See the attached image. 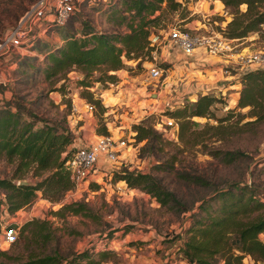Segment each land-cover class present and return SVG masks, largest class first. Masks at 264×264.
Returning <instances> with one entry per match:
<instances>
[{
    "label": "rangeland",
    "instance_id": "obj_1",
    "mask_svg": "<svg viewBox=\"0 0 264 264\" xmlns=\"http://www.w3.org/2000/svg\"><path fill=\"white\" fill-rule=\"evenodd\" d=\"M32 1L0 0V37L17 20H13L12 16L15 13L18 16L22 14ZM111 1L113 0H78L77 16L81 14L97 30L124 33L127 29L123 23L114 26L102 12ZM179 1L182 8L162 14V20L154 27L152 37H157L155 43L170 45L162 41L168 27L175 25L186 29L182 25L189 19L188 5L196 1L195 15L199 20H204L206 25L203 28L186 29L191 33L217 32V25L223 27L231 18L226 9H223L225 15L220 12L216 15L215 22L208 23L212 17L208 12L213 0ZM239 9L243 10L244 5H240ZM73 17L74 15L68 21L71 22ZM71 27L76 29L80 26L75 22ZM64 29L70 30L69 25ZM42 40L44 43L35 44L33 49L24 50L25 47L21 46L16 51V57L13 54L8 57L0 56V105L10 100L12 94L18 99L22 98L37 117L48 119L69 130L72 141L68 149L93 141L100 134L102 125L106 126V134L114 138L121 137L126 145L118 152L117 161L111 163L99 160L93 180L88 183L76 188L72 186L56 201L42 197L39 191L29 204L11 213L7 220L14 223L17 239L13 244H6L0 238V251L6 253L0 259L6 264L25 261L28 256H53L54 264L85 263L87 259L81 256L82 253L87 254L88 261L96 264H166L163 260L173 252L172 247L181 244L183 229L189 225L190 216L196 214L201 199L206 200L221 189H237L247 185V194L251 199L264 205V120L244 125L240 130L233 127L213 134L214 130L203 128L202 125L205 122L216 125L215 121L193 117V128L199 132L197 142L190 141L191 145L188 146L178 140L168 139L167 129L162 125V111L167 107L162 106V100L154 99V92H157L155 89L165 73L164 68L160 66L163 70L160 78L151 79L147 72L149 61L146 62V56L130 60L123 58L124 68L114 72V82H91L93 98L101 100V93L105 92L102 96L104 102L94 105L91 112H87L88 115L81 116V111L85 109L84 96L87 95L77 84L82 75L77 69H72L62 78L43 79L39 70L45 63L44 54L49 50L47 44L50 45L52 41L59 43L60 36L52 30ZM232 40L238 48L241 47L238 45L239 41H242V45L248 46V51L264 47L261 28L244 38ZM154 47L158 57L157 44ZM156 63H161L158 58ZM214 64L211 63L207 68ZM221 66L222 62H219L220 71ZM229 68L230 66V72ZM250 70L254 69L248 71ZM97 75L99 73L95 72L93 77ZM60 84L64 88L56 90ZM240 86L241 84L238 90ZM202 94L220 98L221 103H216L212 109L215 117L225 116L227 110L236 104L237 95L232 99L226 94ZM184 101L187 100L184 99L181 103ZM74 105H77V110ZM247 110L248 107H243L235 112L245 113ZM234 119V114L229 116L230 121ZM248 120L243 118L240 123ZM138 123L150 127L153 134L142 141H136L132 126ZM221 151L236 152L240 156L226 161L222 158ZM13 168L14 164L0 159V179L9 178ZM122 169L151 174L165 189L172 191L183 206L191 209L185 212L167 210L160 207L149 194L137 188L130 189L122 181H114V174ZM38 180L39 178L27 173L18 181H28L30 185ZM2 193L3 190L0 189V201ZM71 202L82 203L84 209L76 214L64 212L62 215H54L53 211L60 205ZM2 207L5 208L4 203ZM263 209L264 206L260 212ZM28 221L41 222L44 229L49 231V236H43L45 232H42L35 239L30 237L24 229ZM258 237L263 239L264 232ZM100 240L105 243L104 249L100 247ZM100 252L105 253L101 259L98 256ZM240 264L264 263L253 262L244 257Z\"/></svg>",
    "mask_w": 264,
    "mask_h": 264
},
{
    "label": "trees",
    "instance_id": "obj_2",
    "mask_svg": "<svg viewBox=\"0 0 264 264\" xmlns=\"http://www.w3.org/2000/svg\"><path fill=\"white\" fill-rule=\"evenodd\" d=\"M216 1L231 15L225 26L216 27V31L223 37L239 40L249 33L258 32L260 28L263 32L264 0ZM240 5H244L243 10L239 9ZM77 7L78 3L67 19L68 21L74 15L71 22L66 21L62 26H51L50 31H55L60 36V41L47 44L49 50L44 54L45 63L39 74L47 80L62 78L68 71L77 69L82 75L77 84L87 93L84 98L93 108L94 105H99L101 100L93 98L90 83L114 82V72L124 68L123 58L130 60L146 56V62L150 61V52L154 48L151 43L154 27L162 20V14L182 8L179 0H113L102 12L114 26L123 23L127 30L122 33L97 30L81 14L77 16ZM19 16L15 13L12 19L16 20ZM216 19V16L211 17L208 23H213ZM75 22H78L80 27L73 29L71 24ZM67 23L70 30L64 29L68 27ZM42 41L38 38L30 39L23 45L24 50L33 49L35 44L44 43ZM14 56L16 57L17 53H14ZM158 65L162 68L165 66L163 63ZM95 72L99 75L93 77ZM239 83L241 86L237 91L236 104L228 109L223 117H215L212 111L216 103H221L220 98L208 94H198L192 102L187 100L163 111L162 114L172 118L176 124L175 139L172 140H178L188 146L191 145L190 141H198L199 132L193 128V117L215 121L216 125L207 122L202 125L203 128L214 130L213 134L233 127L240 130L244 125L263 121L264 68L242 72ZM63 88L64 85L60 84L56 90ZM14 96L15 94H12L10 100L0 105V159L14 164L10 177L0 179V189L3 190L0 202L5 204L10 214L29 204L39 191L42 197L56 201L73 186L64 165L68 153L72 150L67 148L72 141L69 130L48 119L37 117L22 98ZM243 107H248L245 113L235 112ZM232 114L235 119L230 121L229 116ZM243 118L249 120L240 123ZM223 121L227 122L223 124ZM105 127L102 125L99 135L107 133ZM132 129L136 141H142L153 134L150 127L140 123L133 125ZM239 156L236 152H222V158L226 161ZM27 173L39 180L30 185L17 184ZM113 179L124 182L130 189L137 188L149 194L160 207L167 210L185 212L191 209L183 206L172 191L165 189L147 172L122 169L114 174ZM246 187L248 188L244 185L237 189H221L215 191L208 199L200 200L196 214L190 216L189 225L183 229L184 238L180 239L181 244L174 248L187 264H240L244 257L253 262L264 263V238L258 237L264 232V209L260 212L264 205L253 201L247 194ZM83 209L82 203L71 202L60 205L53 213L76 214ZM44 228L41 222L36 221H28L24 225V229L33 239L43 234L42 232H45L43 236H49V231ZM5 255V252L0 251V256ZM104 255V252L98 253L99 259ZM81 256L87 261L78 264H96L94 261H88L86 253ZM54 263L53 256H28L25 261L10 264ZM0 264L6 263L0 259Z\"/></svg>",
    "mask_w": 264,
    "mask_h": 264
},
{
    "label": "built area",
    "instance_id": "obj_3",
    "mask_svg": "<svg viewBox=\"0 0 264 264\" xmlns=\"http://www.w3.org/2000/svg\"><path fill=\"white\" fill-rule=\"evenodd\" d=\"M77 3L78 0H34L24 9L15 23L1 35L0 56L8 57L16 53L30 39H45L50 33L52 25L62 26L66 23L76 9ZM262 36L264 37V29ZM156 39L155 36L151 39L154 46ZM162 41L178 49L187 58L193 57L194 53L199 50L206 55L220 57L223 75L229 74L228 66L231 64L243 71L264 68V47L254 51H242L241 48L235 47L237 46L234 44L235 41L223 37L217 32L209 31L207 34H197L173 25L167 28ZM150 57L148 76L151 79H158L163 70L156 63L155 47L151 50ZM83 105L87 112H91L93 109L92 105L86 102ZM165 106L166 110L175 107L171 103L165 104ZM162 118V125L167 129L166 137L170 140L175 139L176 124L174 120L165 115ZM125 142L121 137L114 138L110 134L96 135L94 140L87 145L70 150L64 165L72 185L76 188L93 180L99 160L111 163L117 161L118 152L126 145ZM2 206L3 203H0V238L3 243L12 244L16 240L17 231L14 223L7 220L11 214ZM104 245L105 243L101 242V249H104Z\"/></svg>",
    "mask_w": 264,
    "mask_h": 264
},
{
    "label": "crops",
    "instance_id": "obj_4",
    "mask_svg": "<svg viewBox=\"0 0 264 264\" xmlns=\"http://www.w3.org/2000/svg\"><path fill=\"white\" fill-rule=\"evenodd\" d=\"M196 3L197 1L194 4L188 5L190 9L189 19L182 25L186 29H198L206 25L204 20H199V18H197L198 16L195 15L197 13L195 9ZM211 3L213 5L212 8L209 9L208 15L213 17L219 15L220 12H222L223 15L226 14L223 8H221L222 5L220 2L214 0ZM155 44H157L159 50L157 58L165 65V73L160 79L157 89H155L157 92H154L155 101L162 100V106L168 103L170 104V102L172 105H177L184 99L192 101L195 100L198 94L211 92L223 95L226 94L228 97L235 99L240 85L238 77L243 70L231 64L229 74L223 75L219 67V62H222L220 57H217L218 59L214 58V60L212 57H207L199 50L194 53L193 57L187 58L174 47L161 45V42ZM242 44L243 42L239 41L238 45L241 46L240 48L242 51H248V46ZM211 63L215 64L207 68ZM203 66L206 68H202ZM111 87L113 88V86ZM104 93L105 92L101 93L102 102H104V97H102ZM77 108V105H74V109L77 110ZM86 114L87 111L85 109L81 111V116H86ZM137 115L138 113L133 117ZM147 246H149V244ZM109 249L111 248L109 247ZM174 250V247H172L173 252L163 260V263L187 264Z\"/></svg>",
    "mask_w": 264,
    "mask_h": 264
},
{
    "label": "water",
    "instance_id": "obj_5",
    "mask_svg": "<svg viewBox=\"0 0 264 264\" xmlns=\"http://www.w3.org/2000/svg\"><path fill=\"white\" fill-rule=\"evenodd\" d=\"M30 182L28 181H18L17 184H21V185H29Z\"/></svg>",
    "mask_w": 264,
    "mask_h": 264
}]
</instances>
